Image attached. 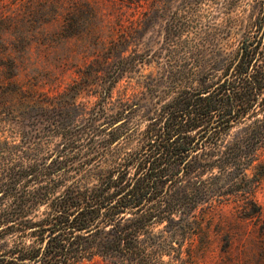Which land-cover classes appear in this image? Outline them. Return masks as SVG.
Returning a JSON list of instances; mask_svg holds the SVG:
<instances>
[{
	"label": "trees",
	"instance_id": "1",
	"mask_svg": "<svg viewBox=\"0 0 264 264\" xmlns=\"http://www.w3.org/2000/svg\"><path fill=\"white\" fill-rule=\"evenodd\" d=\"M219 2L228 14L239 8L227 28L241 32L222 76L206 73L148 117L130 151L120 143L132 134H125L132 104L109 119L99 140L96 118L85 126H70L67 111L63 120L48 119L47 106L34 98L32 112L17 111L12 100L28 97L17 80L24 67L0 59L7 79L0 81V123L22 139L0 140V264H76L95 256L113 264H194V236L228 195L240 194L244 216L260 213L246 170L264 146V0ZM129 64L121 56L101 74V103ZM55 132L61 138L46 163L26 155L29 145H49Z\"/></svg>",
	"mask_w": 264,
	"mask_h": 264
},
{
	"label": "rangeland",
	"instance_id": "2",
	"mask_svg": "<svg viewBox=\"0 0 264 264\" xmlns=\"http://www.w3.org/2000/svg\"><path fill=\"white\" fill-rule=\"evenodd\" d=\"M219 1L0 0V59L22 63L24 70L17 80L28 96L12 100L13 107L32 112L27 104L34 98L36 106H47L48 119L63 120L62 111H67L70 126H85L96 118L95 138L101 140L109 119L124 103L132 104L125 111L132 113L125 134H132L120 147L135 149L148 117L181 91L197 86L206 73L214 79L222 76L241 32L229 33L227 28L229 16H238L239 8L228 14ZM121 56L128 58L129 71L101 103L96 92L101 74ZM79 68L87 75L76 74ZM5 76L0 66L1 83L7 81ZM5 124L0 123V140L20 144L21 137ZM239 128L233 127L225 140L230 141ZM60 138L50 133L49 145H29L24 152L39 164L46 163L49 147ZM246 173L253 180L252 194L260 213L244 216L240 194L228 195V202L211 211L201 233L194 236V264H264V146ZM43 209L41 205L37 214ZM76 264L113 263L95 256Z\"/></svg>",
	"mask_w": 264,
	"mask_h": 264
}]
</instances>
